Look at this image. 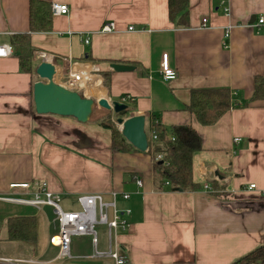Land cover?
Returning <instances> with one entry per match:
<instances>
[{
    "label": "crops",
    "instance_id": "1",
    "mask_svg": "<svg viewBox=\"0 0 264 264\" xmlns=\"http://www.w3.org/2000/svg\"><path fill=\"white\" fill-rule=\"evenodd\" d=\"M41 1L66 4L69 11L52 17L51 30L30 31V0H0V41L30 33L33 52L52 54L57 66L64 57L83 64L109 101L127 96L123 103L132 109L130 116L143 115L146 121L156 114L167 129L191 125L201 136V149L192 157L193 180L200 188L159 190L147 151L113 150L111 131L94 120L36 114L32 87L38 78L21 72L14 55L0 58V257L35 264H114L94 255L109 251L108 239H97L93 254L70 244V257L58 258L49 243L58 230L53 208L8 200L30 199L42 181L65 211L81 210L78 198L85 195L130 209V226L112 237L113 250L126 256V264H230L263 244L264 98L254 99L253 93L254 78L264 76V30L248 25L264 18V0H227L228 14L221 0H189L185 28L170 22L167 0ZM203 17L209 21L205 29L199 28ZM108 22L114 31L99 32ZM164 54L177 72L171 81L160 75ZM32 61L34 69L40 62ZM112 63L134 68L118 71ZM205 88H227L238 104L209 126L185 109L191 92ZM22 182L31 189H9L10 183ZM250 183L255 190L246 189ZM12 216L35 218L34 243L7 239Z\"/></svg>",
    "mask_w": 264,
    "mask_h": 264
},
{
    "label": "trees",
    "instance_id": "2",
    "mask_svg": "<svg viewBox=\"0 0 264 264\" xmlns=\"http://www.w3.org/2000/svg\"><path fill=\"white\" fill-rule=\"evenodd\" d=\"M168 18L175 26L185 28L189 25V0H167ZM51 4L41 0H30V31H49L52 28ZM7 41L13 48V55L18 58L21 72L33 74L30 33L9 35ZM103 85L108 86L107 73H102ZM104 92V90H103ZM253 98H264V76L254 78ZM238 104L231 102L227 88H205L193 90L185 109L193 114L197 122L203 126L214 124L224 113ZM96 108L95 106L93 107ZM94 119L100 126L111 131V146L115 151H138L129 144L111 123L110 113L100 109ZM131 108L126 107L119 113L120 117H128ZM113 117L117 115L114 113ZM145 130L148 135V154L152 158L153 179L159 190L193 191L200 185L195 183L192 174L193 154L201 149V136L191 125L174 126L167 129L160 122V117L151 114L146 117ZM155 139H152L151 133ZM213 191L223 196L220 187L211 182ZM7 239L34 243L36 239V221L32 216H12L7 220ZM264 260V243L250 252L235 259L230 264H255Z\"/></svg>",
    "mask_w": 264,
    "mask_h": 264
},
{
    "label": "built area",
    "instance_id": "3",
    "mask_svg": "<svg viewBox=\"0 0 264 264\" xmlns=\"http://www.w3.org/2000/svg\"><path fill=\"white\" fill-rule=\"evenodd\" d=\"M223 7V12L228 14L230 11L227 0H221ZM69 11L66 4L51 3L52 16L67 14ZM252 28H262L264 30V18L260 17L256 23L248 25ZM209 27V21L207 17H203L200 21L199 28L205 29ZM132 30L133 27H129ZM114 31V24L111 22L104 23L100 28L99 32H112ZM225 39L229 37V33L225 32ZM84 42L87 44L89 38L86 37ZM227 47V44H224ZM13 55V48L9 42L0 41V58H6ZM32 59L34 61H46L50 62L55 67L54 80L66 86L67 88L77 91L83 96L90 97L86 95V90L91 85L92 77H94L91 71H89L86 66L78 63L71 59L70 57H64L61 59V65L57 66L54 64V56L52 54L35 51L32 54ZM160 75L164 81H171L177 77V72L170 68L168 65L167 55L162 56V61L160 64ZM128 97H123L120 102H126ZM152 139H155V135L152 132ZM148 136V135H147ZM235 141H239L238 138ZM137 185L141 184L140 180H137ZM31 184L29 182L22 183H10L9 189H21L30 190ZM205 190H212L207 184L204 185ZM247 190L252 191L256 189L255 183L248 184ZM32 197L30 199L21 198H8L9 201L18 204L32 205L36 208H41L44 205H48L53 208L56 222L58 224V230L50 236L49 243L58 249V258H69L70 257V244L71 238L74 236H90L94 246L97 244V235L94 230L95 224H105L108 227V242L109 251L105 254H100L95 251V257H109L113 260L114 264H126L127 258L124 254H121L120 250H113L112 248V237L118 235L119 232H124L130 226L128 221V215L130 209H117L115 207L114 201L111 203H104L100 195H85L78 198V203L81 206L79 211H65L60 205V198L52 193L47 188V183L42 181L37 184L35 190L31 191ZM260 196L264 197V190L261 191ZM113 196L115 194L113 193ZM124 199L128 198V194H122ZM111 211V216L109 217L108 211ZM99 214V215H98ZM3 263H21V264H35L32 259H12L7 257H0V264Z\"/></svg>",
    "mask_w": 264,
    "mask_h": 264
},
{
    "label": "water",
    "instance_id": "4",
    "mask_svg": "<svg viewBox=\"0 0 264 264\" xmlns=\"http://www.w3.org/2000/svg\"><path fill=\"white\" fill-rule=\"evenodd\" d=\"M110 67L118 71L134 68L119 63H112ZM33 72L38 78L32 87V100L36 114L73 117L84 123L90 119L93 107L97 105L117 115L116 123L120 126V133L129 144L141 152L148 150L145 116L120 117L118 115L127 107L126 104L120 101H109L106 98L86 97L57 83L54 80L55 67L50 62L41 61Z\"/></svg>",
    "mask_w": 264,
    "mask_h": 264
},
{
    "label": "rangeland",
    "instance_id": "5",
    "mask_svg": "<svg viewBox=\"0 0 264 264\" xmlns=\"http://www.w3.org/2000/svg\"><path fill=\"white\" fill-rule=\"evenodd\" d=\"M34 66H36V65H34ZM100 92H103V89L100 90ZM87 96H91V97L96 98L94 94L87 95ZM95 107L96 108H94L89 120H94L98 116L99 112H101L100 109H102V108L98 107L97 105ZM107 112L110 113L111 123L114 125V127L117 130L120 131V126L116 123V118L113 117L112 112L108 111V110H107ZM123 118H127V117H123ZM78 207L79 206H75V208H78ZM54 218H55V215H54ZM55 221H56V218H55ZM94 230L96 231L98 242H101L102 240H104L106 242V240L108 239L107 227L105 225H103V224H95ZM74 243L81 248L82 252H84V249H85L86 252L90 251L92 254L94 253V244L92 243V240H91L90 237H88V236H74V237L71 238V245L74 244ZM107 247H108V245H107ZM98 248H100V245H99ZM50 250L53 251V252L57 251L56 248H51V247H50ZM68 261L76 262L74 260H68ZM84 261L91 262L93 260H84Z\"/></svg>",
    "mask_w": 264,
    "mask_h": 264
},
{
    "label": "bare ground",
    "instance_id": "6",
    "mask_svg": "<svg viewBox=\"0 0 264 264\" xmlns=\"http://www.w3.org/2000/svg\"><path fill=\"white\" fill-rule=\"evenodd\" d=\"M90 82H91V85L86 90V95L94 94L96 99L105 98V96L103 94L99 93L98 88H97V82H96V80H94L93 77H92V80Z\"/></svg>",
    "mask_w": 264,
    "mask_h": 264
}]
</instances>
